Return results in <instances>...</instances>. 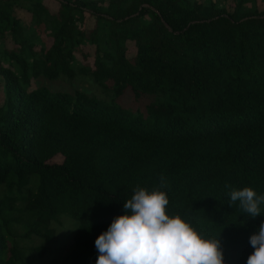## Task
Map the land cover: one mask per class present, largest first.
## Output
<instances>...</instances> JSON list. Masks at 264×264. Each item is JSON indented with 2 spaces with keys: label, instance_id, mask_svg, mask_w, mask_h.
I'll list each match as a JSON object with an SVG mask.
<instances>
[{
  "label": "trees",
  "instance_id": "16d2710c",
  "mask_svg": "<svg viewBox=\"0 0 264 264\" xmlns=\"http://www.w3.org/2000/svg\"><path fill=\"white\" fill-rule=\"evenodd\" d=\"M57 2L0 0V264H35L61 218L77 221L62 264H95L96 238L137 185L151 190L161 175L167 213L218 237L225 264H246L264 213L231 205L225 185L264 194V5ZM79 76L108 97L73 84ZM59 77L72 91L29 88ZM127 95L134 106L119 101Z\"/></svg>",
  "mask_w": 264,
  "mask_h": 264
},
{
  "label": "clouds",
  "instance_id": "9594fccd",
  "mask_svg": "<svg viewBox=\"0 0 264 264\" xmlns=\"http://www.w3.org/2000/svg\"><path fill=\"white\" fill-rule=\"evenodd\" d=\"M151 190L137 185L125 200L122 215L115 216L106 231L95 240V264H225L218 237L201 233L180 214L166 211L169 198L166 178ZM229 189V203L239 202L241 212L251 217L264 213V194L250 186ZM249 243L254 251L246 264H264V220Z\"/></svg>",
  "mask_w": 264,
  "mask_h": 264
},
{
  "label": "rangeland",
  "instance_id": "374dc122",
  "mask_svg": "<svg viewBox=\"0 0 264 264\" xmlns=\"http://www.w3.org/2000/svg\"><path fill=\"white\" fill-rule=\"evenodd\" d=\"M49 7L51 11H55L58 6L57 0H43ZM259 3V7H263L264 2L260 0H257ZM228 3V0H227ZM16 13L20 16L22 21H26V11L23 7H16L15 9ZM84 22L83 27L85 28H91L94 21L95 16L86 11L84 13ZM9 41L8 39L6 40ZM10 43V42H9ZM127 55H133L135 52V46L133 44V41L127 40ZM84 50H87L89 53V56L87 58L88 62H92L93 57V50L94 45L93 44H85ZM79 78H84L82 81H77L78 86H83L87 92L94 93L96 95L101 97H108V95L105 93L104 89L100 85H98L95 81L90 80L89 78H86V76H79ZM39 84L46 85L48 88L52 90H66V91H72V83L68 82L64 77H59L57 79H47L42 78L41 80H31L30 87H35ZM79 88V87H78ZM4 82L0 78V104L2 103L5 93H4ZM119 101H122L123 104L129 105L131 103L133 106L137 103L135 100L132 99L131 96L127 95L123 98H119ZM62 159V156L60 154H56L51 161H60ZM77 221L75 219L65 218L60 219L59 222H54L53 226L55 227V237L51 241L44 242L43 240H40L39 238L35 239L34 243H41L44 242L46 244V252L35 262V264H48L49 261H51L53 258H56V261L54 264H62L64 260H66L68 253L72 250L73 243H72V234L74 230L76 229Z\"/></svg>",
  "mask_w": 264,
  "mask_h": 264
}]
</instances>
